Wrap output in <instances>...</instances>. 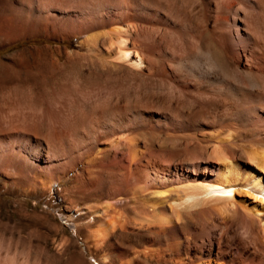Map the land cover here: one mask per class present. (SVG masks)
Returning <instances> with one entry per match:
<instances>
[{"label":"bare ground","instance_id":"6f19581e","mask_svg":"<svg viewBox=\"0 0 264 264\" xmlns=\"http://www.w3.org/2000/svg\"><path fill=\"white\" fill-rule=\"evenodd\" d=\"M13 1L26 13V0ZM44 1L50 8L33 9L29 16L67 37L88 36L82 43L87 54L138 81L134 87L119 79L107 93L103 85L102 119L86 123V147L99 154L100 136H108L122 177L117 184L127 180L139 159L154 166L145 190L155 194L153 217L141 221L160 231L164 264H264V0ZM92 107L95 114L98 107ZM147 127L159 132L161 141L135 138ZM9 128L3 125L0 137ZM62 131L49 126L47 151L38 142L11 148L2 174L33 175L41 188L50 189L83 157L81 150L57 149ZM161 155L169 156V163L179 157L183 171L194 158L195 179L156 187L169 171L159 163ZM213 161L215 168L209 166ZM125 225L122 217L102 221L99 242ZM235 229L247 245L234 254L221 241Z\"/></svg>","mask_w":264,"mask_h":264},{"label":"rangeland","instance_id":"374dc122","mask_svg":"<svg viewBox=\"0 0 264 264\" xmlns=\"http://www.w3.org/2000/svg\"><path fill=\"white\" fill-rule=\"evenodd\" d=\"M24 7L26 13L13 0H0V128H13L0 137V151L4 153L0 167L5 166L11 148L19 144L28 147L38 142L43 150H49L50 125L64 133L57 139L58 150L67 147L76 154L81 150L83 157L79 155L76 167L50 189L41 188L40 179L33 175L9 178L0 169V264H164L159 256L165 248L160 231L156 225L141 221L153 217L155 194L145 190L149 187L147 173L154 171V166L145 158L139 159L127 180L117 184L122 177L108 147V136H100L99 154L86 147V123L95 116L98 121L102 119L100 89L105 84L109 90L107 86L104 90L109 92L119 79L125 85L137 86V79L87 54L82 43L88 36L67 37L29 16L33 9L47 11L50 6L46 1L26 0ZM92 106L98 107L95 114ZM145 130L135 135L139 142L161 141L159 132L149 127ZM161 156L159 163L169 171H165L167 181H160L156 187H173L195 179L192 155L187 156L194 164L184 171L176 162L179 157L169 163V156ZM214 162L209 166L217 167ZM102 188L106 189L104 194ZM121 217L125 229H116L112 239L99 242V224ZM236 231L231 230L230 237L226 234L221 241L223 249L234 254L247 245L243 233L239 232L240 236ZM170 253L167 251V258Z\"/></svg>","mask_w":264,"mask_h":264}]
</instances>
